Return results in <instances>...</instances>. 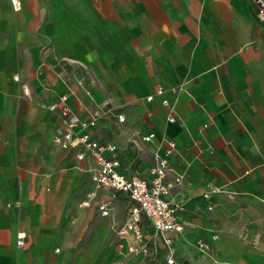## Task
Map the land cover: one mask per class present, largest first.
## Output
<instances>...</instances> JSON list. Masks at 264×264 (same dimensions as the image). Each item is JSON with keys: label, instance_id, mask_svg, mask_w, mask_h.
<instances>
[{"label": "crops", "instance_id": "0c3cea01", "mask_svg": "<svg viewBox=\"0 0 264 264\" xmlns=\"http://www.w3.org/2000/svg\"><path fill=\"white\" fill-rule=\"evenodd\" d=\"M21 2L13 12L0 0V264H113L118 246L131 242L116 234L128 198L119 195L108 217L97 210L102 191L80 206L94 190L95 162L54 142L62 120L47 107L64 93L79 118L100 114L89 133L118 147L127 176L149 178L153 152L175 143L166 180L182 178L169 198L182 208L184 230L145 229L151 256L124 264H165L164 239L176 261L179 251L188 264H264L259 8L250 0ZM61 65L69 91L58 77ZM148 134L154 139L143 142ZM200 240L211 252L195 250Z\"/></svg>", "mask_w": 264, "mask_h": 264}, {"label": "built area", "instance_id": "2783aa9c", "mask_svg": "<svg viewBox=\"0 0 264 264\" xmlns=\"http://www.w3.org/2000/svg\"><path fill=\"white\" fill-rule=\"evenodd\" d=\"M13 12L21 10V0H8ZM259 8L258 17L264 20V1L250 0ZM68 72V67L61 65L58 77L62 80L65 88L69 91L70 79L63 74ZM16 81L18 77L14 78ZM23 94L30 96L27 87L23 88ZM68 94H62L57 102L48 105V110L58 111L62 120V128L54 136V142L63 149L80 148L77 160L91 159L95 162V169L91 178L94 190L87 193L86 200L80 204L88 208L96 198V192L102 191L104 199L97 204V210L101 217H108L114 207L119 195L128 198L130 206L127 218L117 230L120 237H131L128 245H119L120 260L113 264H124L129 257L149 258L151 251L148 242L144 239L145 229H150L154 234L164 232L182 233L184 226L180 218L182 208L169 198L170 191L181 183V176L175 175L172 181L166 178L173 173V166L170 157L175 152V143L166 141L161 149L153 152L154 166L150 177L145 179L137 173L127 176L119 160V149L111 142H100L89 133V129L96 126L100 117L98 112L91 113L87 119L79 118L68 106ZM88 95V94H87ZM161 98L162 105L167 109V122L176 123V115L172 105L164 97V91L158 89L155 93ZM153 95L147 96L146 101L151 102ZM110 102H103L108 106ZM118 123L124 122V117H117ZM154 134L142 136L143 142H152ZM25 235L19 233L16 236L17 247L24 246ZM166 248L164 253L165 264H178L175 258V251L170 239H164ZM197 248L202 253L211 252L210 246L204 241H198ZM58 251V250H56Z\"/></svg>", "mask_w": 264, "mask_h": 264}, {"label": "rangeland", "instance_id": "374dc122", "mask_svg": "<svg viewBox=\"0 0 264 264\" xmlns=\"http://www.w3.org/2000/svg\"><path fill=\"white\" fill-rule=\"evenodd\" d=\"M145 234H147V232H146ZM216 238H217V236H216ZM174 239H175V243L178 244V243H179L178 240H177L176 238H174ZM195 250H196L197 252H199V250H198L197 247H195ZM215 253H216V254H219L218 252H215ZM177 259H178V261H177L178 264H188V263H187V259H186L184 256H182V255L179 253V251L177 252ZM216 260H218V259L216 258ZM218 261H219V260H218Z\"/></svg>", "mask_w": 264, "mask_h": 264}, {"label": "bare ground", "instance_id": "6f19581e", "mask_svg": "<svg viewBox=\"0 0 264 264\" xmlns=\"http://www.w3.org/2000/svg\"><path fill=\"white\" fill-rule=\"evenodd\" d=\"M212 238L215 240L216 239V236H212Z\"/></svg>", "mask_w": 264, "mask_h": 264}]
</instances>
